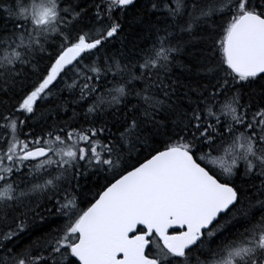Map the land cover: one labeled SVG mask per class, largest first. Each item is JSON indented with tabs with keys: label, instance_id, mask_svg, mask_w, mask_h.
I'll return each mask as SVG.
<instances>
[{
	"label": "snow or ice",
	"instance_id": "obj_1",
	"mask_svg": "<svg viewBox=\"0 0 264 264\" xmlns=\"http://www.w3.org/2000/svg\"><path fill=\"white\" fill-rule=\"evenodd\" d=\"M0 264H264V0H0Z\"/></svg>",
	"mask_w": 264,
	"mask_h": 264
},
{
	"label": "trees",
	"instance_id": "obj_2",
	"mask_svg": "<svg viewBox=\"0 0 264 264\" xmlns=\"http://www.w3.org/2000/svg\"><path fill=\"white\" fill-rule=\"evenodd\" d=\"M138 31H139L138 29H133V31L131 32H126L125 37L120 39H114L113 43L110 46V51L112 53L117 54L118 57L120 56L121 52L125 54H129L133 44L136 43L137 40L139 39V36L137 35ZM144 43H146V41H144ZM183 59L185 60V62L187 61V57H184ZM174 71L177 77H180L182 80L187 82V78L181 76V70L179 68L175 69ZM68 98H69V94L67 92L63 93V100L67 101ZM72 107H75V105H69V109H71ZM45 108L55 109L56 106L45 102V104L41 107V111H44ZM70 115H71V110H69L68 112H64L57 109L56 111H53L51 116H48L47 113H45L46 123H41L39 119L34 122L35 133H41L45 131L48 125L52 124L53 122L59 121L62 123L63 120L67 119ZM89 180H91V177L89 178ZM88 187H92L91 183L88 184ZM39 234H40L39 231H34L32 236H25L24 239L22 240V243L29 242L31 239H33L35 236Z\"/></svg>",
	"mask_w": 264,
	"mask_h": 264
}]
</instances>
